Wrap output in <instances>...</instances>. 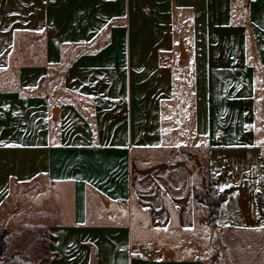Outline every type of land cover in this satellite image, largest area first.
I'll return each instance as SVG.
<instances>
[{
  "label": "crops",
  "instance_id": "crops-1",
  "mask_svg": "<svg viewBox=\"0 0 264 264\" xmlns=\"http://www.w3.org/2000/svg\"><path fill=\"white\" fill-rule=\"evenodd\" d=\"M21 190L47 264H264V0H0V225Z\"/></svg>",
  "mask_w": 264,
  "mask_h": 264
},
{
  "label": "rangeland",
  "instance_id": "rangeland-1",
  "mask_svg": "<svg viewBox=\"0 0 264 264\" xmlns=\"http://www.w3.org/2000/svg\"><path fill=\"white\" fill-rule=\"evenodd\" d=\"M185 27L188 28L189 25L185 24ZM185 27L184 29H186ZM199 160L201 159L196 158L193 161L195 168L200 167L201 178L200 183H198V199L206 203L211 195V175L208 170L202 168ZM52 191L44 190V194H37L35 198L37 200L48 199L47 192ZM27 196H29L28 192L25 193L21 190L3 205L6 212L0 225V264H47L46 246L50 238V228L41 222L44 220V222L52 223L57 218V215L52 214L55 202L53 203L50 199L49 203L46 204L48 208L40 213L36 209H29ZM203 218H207V212ZM201 230L199 239H203L205 237L203 233H208L209 229L206 227ZM166 231L164 230L163 233ZM165 236H168L170 243L175 245L184 243V236L190 238L187 231L177 228L173 230V233H166ZM158 243L153 238L152 245L158 246ZM189 244L195 248L196 252H199L200 249L195 242H189Z\"/></svg>",
  "mask_w": 264,
  "mask_h": 264
},
{
  "label": "trees",
  "instance_id": "trees-1",
  "mask_svg": "<svg viewBox=\"0 0 264 264\" xmlns=\"http://www.w3.org/2000/svg\"><path fill=\"white\" fill-rule=\"evenodd\" d=\"M211 183L213 185V177L212 176H211ZM232 190H233V186L222 190L217 195H210L208 197L209 201L206 202V204L208 206V213H207V218L204 219V221L206 223H209V224L215 223V219L217 216V212H218V208H219L220 203L228 197V195L231 193ZM258 201L261 204V206L263 207V213H264V202L260 196L258 197Z\"/></svg>",
  "mask_w": 264,
  "mask_h": 264
},
{
  "label": "built area",
  "instance_id": "built-area-1",
  "mask_svg": "<svg viewBox=\"0 0 264 264\" xmlns=\"http://www.w3.org/2000/svg\"><path fill=\"white\" fill-rule=\"evenodd\" d=\"M145 251H146L148 254H152V253H153V251H152V249H151L150 247L146 248Z\"/></svg>",
  "mask_w": 264,
  "mask_h": 264
}]
</instances>
